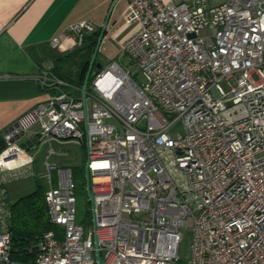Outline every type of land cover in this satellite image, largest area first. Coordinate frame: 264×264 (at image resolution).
Wrapping results in <instances>:
<instances>
[{
	"label": "built area",
	"instance_id": "1",
	"mask_svg": "<svg viewBox=\"0 0 264 264\" xmlns=\"http://www.w3.org/2000/svg\"><path fill=\"white\" fill-rule=\"evenodd\" d=\"M128 18L139 27L119 54L145 84L115 59L81 96L42 71L41 87L58 91L5 133L1 169L27 168L34 155L15 137L42 121L31 148L48 144L45 198L60 230L39 237L33 262L12 259V210L0 183V264H99L98 254L107 264H177L188 219L189 264H264V0H129ZM95 31L81 21L50 44L69 50ZM177 120L184 133L170 131ZM70 138L88 147V228L77 221L72 169L50 160L54 140Z\"/></svg>",
	"mask_w": 264,
	"mask_h": 264
},
{
	"label": "crops",
	"instance_id": "2",
	"mask_svg": "<svg viewBox=\"0 0 264 264\" xmlns=\"http://www.w3.org/2000/svg\"><path fill=\"white\" fill-rule=\"evenodd\" d=\"M128 17L129 0H0V152L6 145L5 133L16 121L58 91L44 89L37 81L42 71L53 74L57 61L67 63L63 55L68 49L53 47L51 39L60 33L70 35V27L81 21L92 22L96 26L93 33L100 34L107 23L97 56L110 63L118 56L120 45L139 27ZM40 127L15 137L18 144L31 150L34 164L6 173L0 167V183L10 204L34 191L39 183L31 133ZM45 186L48 189V179Z\"/></svg>",
	"mask_w": 264,
	"mask_h": 264
},
{
	"label": "rangeland",
	"instance_id": "3",
	"mask_svg": "<svg viewBox=\"0 0 264 264\" xmlns=\"http://www.w3.org/2000/svg\"><path fill=\"white\" fill-rule=\"evenodd\" d=\"M226 0H209L211 5H216L219 2ZM84 44V42H83ZM75 46L79 48V46ZM73 49V48H72ZM70 50H67V52ZM118 61L125 69L131 71L133 78L137 81L139 85L146 83V78L141 72V70L134 64L133 59L128 54H118L115 59ZM112 61V60H111ZM67 62V61H66ZM72 62L71 56L68 58L67 66ZM99 63L102 64L99 67ZM107 60L101 58V55H98L96 62L94 63L90 78L88 80L87 87L91 88V80L94 78L96 72L106 68L108 66ZM253 78L259 80V76L254 73ZM220 85L225 91L231 89L230 83L227 80H223ZM80 85H76L73 81L68 82L65 85L61 86L62 91L70 93L74 96H81L83 94L80 90ZM42 121H38L32 128H38L41 125ZM82 130L86 132L85 124L80 125ZM32 131V129H31ZM172 133H184V126L181 120H177L172 126ZM46 146V149L44 148ZM54 149L57 151L50 160L56 162L60 167H70L72 169L73 180L75 183L76 191V210H77V221L82 223L85 227L93 225V212H92V201L87 189V176H86V162L88 159V147L86 142L77 138L54 140L53 143ZM48 144L45 141H42L39 145L32 149V153L37 154V161L35 165V178L41 184L47 183V171L44 165V161L47 156ZM31 151V150H30ZM52 177L54 181H57V173L53 172ZM47 190V189H46ZM182 238L179 244V259L177 264H189L191 255H192V243H193V230H192V221L188 219V225L186 228L181 230Z\"/></svg>",
	"mask_w": 264,
	"mask_h": 264
},
{
	"label": "trees",
	"instance_id": "4",
	"mask_svg": "<svg viewBox=\"0 0 264 264\" xmlns=\"http://www.w3.org/2000/svg\"><path fill=\"white\" fill-rule=\"evenodd\" d=\"M99 35L100 33L86 35L83 46L69 49L70 51L66 52L63 58L68 62L71 56L72 62L67 66L57 61L53 74L65 81H73L76 85H84ZM45 191L46 186L37 183L34 191L10 204L12 210L11 257L14 260L33 262L37 254L39 237L45 231L59 230V227L50 220Z\"/></svg>",
	"mask_w": 264,
	"mask_h": 264
},
{
	"label": "water",
	"instance_id": "5",
	"mask_svg": "<svg viewBox=\"0 0 264 264\" xmlns=\"http://www.w3.org/2000/svg\"><path fill=\"white\" fill-rule=\"evenodd\" d=\"M106 25L107 23L104 25L103 27V30L100 34V37L98 39V43L96 45V48H95V51H94V54L92 56V59H91V62H90V65H89V68H88V71H87V74H86V78H85V82H84V87L86 86L89 78H90V74L92 72V69H93V66H94V62H95V59H96V56H97V53L99 51V47H100V44H101V41H102V38H103V35H104V32H105V29H106ZM99 67H101V64L98 65ZM87 181L88 183H91V176H90V173H89V170H87ZM89 195H90V198H91V201L94 205V194L91 190H89ZM98 256V262L99 264H107L105 259L100 256L99 254L97 255Z\"/></svg>",
	"mask_w": 264,
	"mask_h": 264
}]
</instances>
